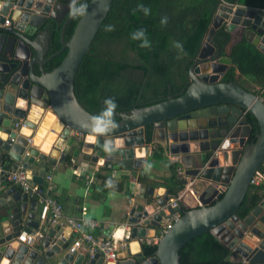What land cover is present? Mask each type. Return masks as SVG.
<instances>
[{
	"label": "water",
	"instance_id": "water-1",
	"mask_svg": "<svg viewBox=\"0 0 264 264\" xmlns=\"http://www.w3.org/2000/svg\"><path fill=\"white\" fill-rule=\"evenodd\" d=\"M112 1L89 0L64 42V29L81 8L80 0H0V166L7 162L10 170L21 168L37 186L43 185L47 166L54 165L61 153V158L72 160L80 154L100 166L122 158L137 169L141 163L134 162L137 158L142 162L140 156L146 155L145 132L150 130L151 144L178 157L186 169L179 175L183 189L176 195L164 187L146 189L148 196L133 206L123 223L128 236L113 264H180L181 248L208 232L245 258L230 259V264H264V198L244 219L236 216L264 162V104L238 84L221 82L234 44L245 39L264 53V11L220 5L188 69L184 93L116 113L118 121L112 122L86 111L74 93L75 75ZM8 16L10 24L3 27ZM52 21L61 27L59 53L65 55L57 67L45 72ZM222 25L230 34L223 52L212 43L213 33ZM246 114L256 121L258 133L244 147L251 131ZM49 134L55 138L49 151L42 153L38 148ZM29 198V193L12 185L0 199V222L7 221L10 227L0 238V264H103L99 254L85 262L84 255L67 253L71 241L64 237L63 225L41 224L39 214L33 219L29 204L37 202ZM166 213H178L179 218L148 255L139 241L159 236ZM38 228L42 231L38 245L17 241L22 232ZM248 229L256 238L252 247L245 244ZM225 235L229 244L222 240ZM53 244L56 251L50 247Z\"/></svg>",
	"mask_w": 264,
	"mask_h": 264
},
{
	"label": "trees",
	"instance_id": "trees-1",
	"mask_svg": "<svg viewBox=\"0 0 264 264\" xmlns=\"http://www.w3.org/2000/svg\"><path fill=\"white\" fill-rule=\"evenodd\" d=\"M88 3L89 0H80L81 8L64 29V42L69 40ZM222 4L264 11V0H113L75 75L74 93L78 102L95 117L116 122V113H128L182 95L189 85L188 69ZM60 28L50 22L45 72L57 67L65 55V51L59 53ZM229 39L230 34L222 25L213 33L212 43L223 52ZM229 58L231 64L221 82L238 84L264 104V53L242 39L231 47ZM107 100L116 106L111 116L104 115ZM246 119L251 128L248 146L254 142L258 126L252 116L246 114ZM145 143L149 164L152 158H160L162 149L151 144V132L147 129ZM114 166L126 173L119 180L112 178ZM8 168L3 166L5 170ZM169 169L165 188L176 195L183 184L175 171L176 165H169ZM258 172L264 173V162ZM133 178L141 181L148 176L133 168L131 161L117 158L98 169L95 173L98 183H92L93 190L103 200L110 190L126 191ZM263 198L264 182L252 183L236 212L238 219H244ZM143 249L150 255L156 246L143 244ZM179 255L180 264L231 263L230 251L209 232L187 242Z\"/></svg>",
	"mask_w": 264,
	"mask_h": 264
},
{
	"label": "crops",
	"instance_id": "crops-1",
	"mask_svg": "<svg viewBox=\"0 0 264 264\" xmlns=\"http://www.w3.org/2000/svg\"><path fill=\"white\" fill-rule=\"evenodd\" d=\"M9 18L10 17L8 16L7 20H9ZM3 27L6 26L3 24ZM234 34L237 35L236 32ZM34 120V118H31V121ZM24 132L28 134L30 133V130L25 129ZM44 141L45 139L43 140V143ZM41 149L42 148H38V151L46 153ZM161 152L162 153L160 155V158H152L149 164H146L147 154L145 156H140L143 160L137 170H142V172L148 176L146 180L140 181L138 180V178H133L128 182L126 191L110 190L106 193L103 200H99L97 198L92 184L95 182V173L103 165L100 166L95 162L87 160L80 154L72 160V157L70 156L61 158V153L60 157L56 160L54 165L47 166L45 176L50 175L51 177L50 184L53 187L52 195L61 204L64 216L82 217L98 221L101 225L104 226L103 229L108 235L111 234L116 239H118V241H120L121 244L119 250H121L128 236V229L123 223L128 217L131 216L130 211L133 206L135 204H138L139 202H142V197L146 198V196H148L146 193V189L148 187H153L155 189H158L159 187H166L164 181L170 176L169 165H176L177 169L175 171L179 175H183V171L186 170L185 168H182L179 162H177L178 157L170 156L167 153V150L162 149ZM3 166L10 168V164L7 162ZM37 170L38 168L35 169V171ZM125 174L126 173L119 170L117 166H114V168H112L111 175L114 180H119L121 176ZM95 183L97 184L98 182L96 181ZM44 185H46L45 179L43 180V186ZM10 186L12 185L2 181L0 199L5 198V192L9 189ZM29 199L31 203L35 201V199H33L32 197H30ZM29 208L30 215L33 217V219H36L39 214L38 203H36L32 207H30L29 204ZM137 209L140 208L137 207L136 210ZM6 222L7 221L3 223L0 222V238L5 236L4 230L6 226L7 228H10ZM60 223L64 228V237H66L69 241H72V239L75 237V233L71 232L65 226L63 221H61ZM3 224L5 225L4 228L2 226ZM32 232H39L40 234H42V231L39 228L33 229ZM41 237L35 241V245L39 244ZM156 242L157 239H155V237L139 241V243H144L146 245L148 243L155 245ZM50 247L55 251L58 249L55 244L51 245ZM77 253L80 255H84L86 257V262V260L88 259L87 254L83 251H78ZM230 257V259L234 258V256ZM82 264H84V262H82ZM103 264L108 263H105L103 261ZM111 264H113V262Z\"/></svg>",
	"mask_w": 264,
	"mask_h": 264
},
{
	"label": "built area",
	"instance_id": "built-area-1",
	"mask_svg": "<svg viewBox=\"0 0 264 264\" xmlns=\"http://www.w3.org/2000/svg\"><path fill=\"white\" fill-rule=\"evenodd\" d=\"M9 24V20H6L4 23L6 27ZM50 178V175H46L44 177L46 185L37 186L31 182V175L21 170V168L17 170H10L8 168L5 170L0 166V192L2 181L6 180L11 185L19 186L24 192L29 193L30 197L35 199L39 205V221L41 224L56 225L63 221L65 226L75 233V237L67 248V253L71 254L83 251L89 258H93L94 255L99 254L105 263L116 261L121 244L120 241L113 235H108L103 229L104 226L96 220L64 216L61 204L52 195L53 187L50 184ZM260 182H264V173L257 172L251 183ZM178 218V213H166L159 229V236L155 237V239L162 236ZM39 236V232H31L29 234L22 232L16 239L24 245L32 246Z\"/></svg>",
	"mask_w": 264,
	"mask_h": 264
},
{
	"label": "flooded vegetation",
	"instance_id": "flooded-vegetation-1",
	"mask_svg": "<svg viewBox=\"0 0 264 264\" xmlns=\"http://www.w3.org/2000/svg\"><path fill=\"white\" fill-rule=\"evenodd\" d=\"M248 140V139H247ZM247 140H246V142L244 143V147L245 146H247ZM245 239H246V241H250V242H252V241H255V236H253V234L250 232V230L248 229L247 230V232L245 233ZM222 240H225V241H227V244H229L230 243V241L231 240H229V238L227 237V235H225V236H223V238H222ZM245 241V244L247 243ZM253 243V242H252ZM236 245H238V243L236 244ZM225 246V245H224ZM226 247V246H225ZM236 248V247H235ZM239 251H241V249H239V248H237ZM230 256H234V258L232 259V261L233 262H239L238 260H237V258H239V253L238 252H230Z\"/></svg>",
	"mask_w": 264,
	"mask_h": 264
},
{
	"label": "bare ground",
	"instance_id": "bare-ground-1",
	"mask_svg": "<svg viewBox=\"0 0 264 264\" xmlns=\"http://www.w3.org/2000/svg\"><path fill=\"white\" fill-rule=\"evenodd\" d=\"M54 138H55L54 134H49L47 136V138L45 139V141H44V143L42 145V150L43 151H46V152L49 151L50 145H51L52 141L54 140ZM126 141H127V144H131L132 143L131 139H127ZM134 163H135L136 166L140 165L141 159L140 158L135 159Z\"/></svg>",
	"mask_w": 264,
	"mask_h": 264
},
{
	"label": "clouds",
	"instance_id": "clouds-1",
	"mask_svg": "<svg viewBox=\"0 0 264 264\" xmlns=\"http://www.w3.org/2000/svg\"><path fill=\"white\" fill-rule=\"evenodd\" d=\"M162 22H166V20L162 21ZM105 103L108 107H107V111H105L104 115L105 116H111L113 113V110L115 109L116 106H115L114 102L111 100H107V101H105Z\"/></svg>",
	"mask_w": 264,
	"mask_h": 264
},
{
	"label": "rangeland",
	"instance_id": "rangeland-1",
	"mask_svg": "<svg viewBox=\"0 0 264 264\" xmlns=\"http://www.w3.org/2000/svg\"><path fill=\"white\" fill-rule=\"evenodd\" d=\"M244 239H245V238H244ZM245 241H246V239H245ZM246 242H247L246 244H248L249 246L252 247V246L254 245L253 243L256 242V240H255V241H252L253 243L250 242V241H246ZM244 259H245V258H244L242 255H240L239 258H237V260H238L239 262H240V261L243 262Z\"/></svg>",
	"mask_w": 264,
	"mask_h": 264
}]
</instances>
